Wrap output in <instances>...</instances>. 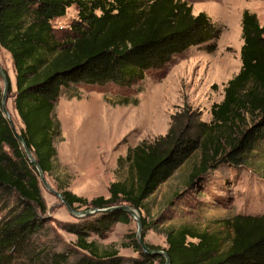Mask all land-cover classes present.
I'll return each instance as SVG.
<instances>
[{"label": "trees", "instance_id": "trees-1", "mask_svg": "<svg viewBox=\"0 0 264 264\" xmlns=\"http://www.w3.org/2000/svg\"><path fill=\"white\" fill-rule=\"evenodd\" d=\"M71 5L77 8V18L67 33L59 35L51 21ZM191 9L184 0L0 1V47L12 59L13 107L22 124L16 132L0 102V264H19L45 221L46 203L38 176L17 135L50 174L57 160L54 139L60 127L53 112L61 88L106 82L130 86L188 47L216 38L220 29L210 17L202 11L192 14ZM241 37L240 69L224 86L222 100L212 104L210 125L202 124L198 134L170 128L153 142L130 148L117 162L120 166L127 163L128 176L110 184L108 198L88 201L58 187L64 199L76 209L125 202L139 210L196 149L203 153V162L191 173V184L218 162L239 164L264 140V25L246 9L241 14ZM1 92L0 87V98ZM244 114L249 115V122ZM116 221L127 223L128 213L110 210L77 218L68 227L76 235L80 254L70 259V253L55 252L51 264H125L115 251L101 250L95 241H87L90 232L103 233ZM141 222L146 228L145 220ZM227 224L231 237L225 248L215 233L186 225L169 229L164 248L169 264H264V213L236 215ZM133 245L148 260L154 257L164 264L162 256L144 253L136 239Z\"/></svg>", "mask_w": 264, "mask_h": 264}, {"label": "rangeland", "instance_id": "rangeland-1", "mask_svg": "<svg viewBox=\"0 0 264 264\" xmlns=\"http://www.w3.org/2000/svg\"><path fill=\"white\" fill-rule=\"evenodd\" d=\"M184 1L191 5L192 14L202 11L210 17L220 29L216 38L188 47L163 67L146 71L142 80L130 86L106 82L61 88L53 112L60 127V135L54 139L57 160L52 172L45 173L53 188L69 190L88 201L98 196L108 198L110 184L128 176L127 163L123 161L120 166L117 162L130 148L143 141L151 143L170 128L198 134L202 124H211L212 104L222 100L224 86L241 66L242 11L255 13L259 24L264 25V0ZM76 18L77 8L71 5L51 23L61 35L69 31ZM9 55L0 47V63L11 81L6 108L18 132L22 124L13 107L15 72L6 60ZM123 99L128 103H118ZM244 118L250 121L248 114ZM218 144L223 147L222 138ZM202 159L201 150L193 151L143 201L138 212L147 223L146 228L141 227L147 245L166 248V232L186 225L217 234L225 248L231 237L227 220L236 215L264 213V140L239 164L218 162L200 172L199 180L191 184L190 175L200 169ZM39 187L46 203L45 221L32 236L19 264H51L55 252L70 253V259L77 257L81 251L76 246V235L68 227L77 218L40 180ZM90 207L86 204L78 209ZM128 218L127 223L116 221L103 233L90 232L87 241H95L101 250L115 251L124 257L125 264H158V258L148 260L134 248L137 223L129 214ZM35 253L39 257L35 258Z\"/></svg>", "mask_w": 264, "mask_h": 264}, {"label": "water", "instance_id": "water-1", "mask_svg": "<svg viewBox=\"0 0 264 264\" xmlns=\"http://www.w3.org/2000/svg\"><path fill=\"white\" fill-rule=\"evenodd\" d=\"M0 79L2 81V92H1V98H0L1 110H2L3 115L9 120L11 126L14 129L13 121L10 116V112L6 108L7 98H8V95L10 94V89H11V81L1 64H0ZM17 138L26 154L27 159L34 166L35 172L41 184L48 190V192H50L56 198L59 199V201L63 204V206L66 208V210L68 211L70 215L74 216L75 218H82V217L90 216L97 212H105V211H110V210H123L127 212L131 217H133L137 223L136 239L142 251L150 256H162L164 258V264H169V258L164 249L151 248L142 239L141 237L142 222H141L138 209H136L135 207L131 206L128 203L111 205V206H106V207H90L85 210L74 208L64 199V197L59 191H57L55 188H53L50 185V183L48 182L45 176V172L39 166L32 151L28 148L22 136L17 135Z\"/></svg>", "mask_w": 264, "mask_h": 264}, {"label": "crops", "instance_id": "crops-1", "mask_svg": "<svg viewBox=\"0 0 264 264\" xmlns=\"http://www.w3.org/2000/svg\"><path fill=\"white\" fill-rule=\"evenodd\" d=\"M6 60H7V62H10V65H11V63H12V60H11V57H10V55L6 58ZM1 64V63H0ZM11 67H13V65H11ZM12 70V69H11Z\"/></svg>", "mask_w": 264, "mask_h": 264}, {"label": "bare ground", "instance_id": "bare-ground-1", "mask_svg": "<svg viewBox=\"0 0 264 264\" xmlns=\"http://www.w3.org/2000/svg\"><path fill=\"white\" fill-rule=\"evenodd\" d=\"M13 122H14V121H13ZM15 125H17V124H15ZM15 125H14V126H15Z\"/></svg>", "mask_w": 264, "mask_h": 264}]
</instances>
